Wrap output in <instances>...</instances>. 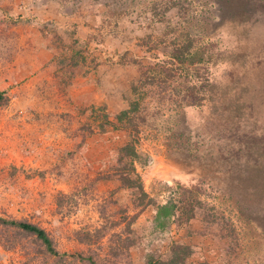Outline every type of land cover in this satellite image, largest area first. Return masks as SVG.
Returning <instances> with one entry per match:
<instances>
[{
  "label": "rangeland",
  "instance_id": "obj_1",
  "mask_svg": "<svg viewBox=\"0 0 264 264\" xmlns=\"http://www.w3.org/2000/svg\"><path fill=\"white\" fill-rule=\"evenodd\" d=\"M184 34L226 55L208 68L214 100L179 104L158 84L128 122L149 196L197 197L191 220L160 229L120 179L116 115L142 63ZM0 95V217L46 229L61 253L0 222V264H145L176 243L185 264H264L259 202L238 195L264 188V0H0Z\"/></svg>",
  "mask_w": 264,
  "mask_h": 264
},
{
  "label": "trees",
  "instance_id": "obj_2",
  "mask_svg": "<svg viewBox=\"0 0 264 264\" xmlns=\"http://www.w3.org/2000/svg\"><path fill=\"white\" fill-rule=\"evenodd\" d=\"M223 54V52L217 51L210 42L196 41L190 34H184L182 38H175L168 53H164L162 56L155 53L150 62L142 63L141 76L131 87L134 98L129 102L127 109L116 115V119L124 124L132 122L131 116L140 110L142 100L149 97L151 90H153L152 88L158 86V84L160 85V91H169L170 96L177 95L178 99H176V102L179 104L202 107L207 102L213 101L216 85L211 81L208 68L212 64L225 60L226 55ZM221 106L223 113L230 112L228 103L223 101ZM128 129L130 131V140L120 148L118 157V161L124 166V169L129 166L128 171H123L120 174L123 185L138 193L141 203H150L155 206V227L165 229L171 223V220L174 219L186 222L191 220L194 217L197 206V197L192 192L182 193L183 191H179L175 197L165 203L156 202L146 192L141 174L136 167L137 161L140 162L143 159L137 149L140 128L138 125L128 124ZM256 168H259L258 164H255ZM249 171L253 173L252 179L249 180L250 182L255 178V173L253 170ZM257 174L262 177L260 173ZM248 178H250V174H248ZM257 187L252 193L243 192L238 195L249 203L259 202L255 207L252 206L249 211L264 227V188ZM0 222L21 228L35 235L51 254L55 256L61 255L55 248L53 239L46 229L37 224L3 217H0ZM191 254L192 248L189 245L176 243L172 248V256L169 259L165 260L149 255L145 264H185L186 259ZM80 258L88 259L91 264H99L91 256L84 257L81 255Z\"/></svg>",
  "mask_w": 264,
  "mask_h": 264
}]
</instances>
